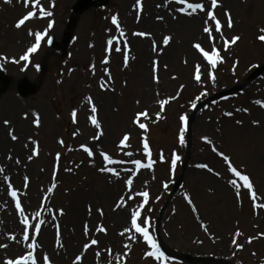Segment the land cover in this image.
Wrapping results in <instances>:
<instances>
[{
  "label": "rangeland",
  "instance_id": "obj_1",
  "mask_svg": "<svg viewBox=\"0 0 264 264\" xmlns=\"http://www.w3.org/2000/svg\"><path fill=\"white\" fill-rule=\"evenodd\" d=\"M76 1L39 0L37 4L31 0L26 6L24 0H0V70L15 82L24 78L30 83L38 81V89L27 98H21L15 86L5 89L0 97V244L6 245L0 247V264L26 254L31 242L23 240L22 218L8 194L9 185L29 220V234L35 233L36 223L44 221L36 236L38 264H43L45 255L50 264H186L164 254L163 259L147 257L145 252L151 249L139 234L120 235L129 226L130 209L143 201L136 193L145 191L149 198L141 215L148 218L149 234L158 248L157 240L168 253L228 264H264V73L240 93L201 108L188 130L196 104L244 83L251 72L264 65V42L258 39L264 34L260 32L264 0H218L214 10L210 0H185V4H203L221 21L223 37L209 22L211 40L203 32L206 12L186 15L177 9L191 10L175 0H141L142 9L136 0H108L104 8H92L80 16L63 55L56 50L48 56V38L61 40ZM40 7L52 15L41 17ZM28 11L36 15L16 28ZM226 11L232 28L227 26ZM114 15L119 28L112 24ZM30 31L47 35L25 61L20 57L35 42ZM135 32L145 35H133ZM164 36L171 37L167 46L163 45ZM233 36L240 40L225 51L224 41ZM109 39L113 46L106 50ZM194 44L205 51L215 47L223 62L212 69ZM106 58L109 63H102ZM44 63L46 71L39 79ZM197 66L200 82L194 79ZM88 98L97 108L99 129L89 119L93 114ZM160 100L168 101L163 111ZM73 110L76 123L70 115ZM142 111L148 112L149 118L139 121L147 125V132L133 123ZM37 115L39 126L34 123ZM181 116L187 117L186 125ZM5 120L10 123L5 125ZM181 127H185L183 144L179 142ZM10 131L16 140L11 139ZM100 133L98 140L93 139ZM125 134L130 137L127 146L118 147ZM145 138L153 164L136 170L132 159L148 163L142 147ZM81 145L92 149L93 157H88ZM33 149L38 155L29 160ZM101 150L121 161L107 165L120 173L119 178L98 171L105 166ZM127 152L133 155H125ZM173 152L180 157L175 168L171 167ZM187 153L186 175L156 224ZM221 153L250 177L252 192L228 171ZM202 164L207 167H197ZM129 178L133 181L131 191L124 183ZM233 179H237L239 191L230 183ZM52 185L55 187L48 193ZM130 195L132 200L127 199ZM121 197L125 207H117ZM98 226L105 227L106 234L98 232ZM92 239L98 243L92 245ZM85 243L90 245L87 250Z\"/></svg>",
  "mask_w": 264,
  "mask_h": 264
},
{
  "label": "snow or ice",
  "instance_id": "obj_2",
  "mask_svg": "<svg viewBox=\"0 0 264 264\" xmlns=\"http://www.w3.org/2000/svg\"><path fill=\"white\" fill-rule=\"evenodd\" d=\"M8 2H10V0H5V3H8ZM29 2H31V0H24V3L26 4V6H27V4ZM169 2H171V0H169ZM175 2L178 3V4H185V0H175ZM36 3L38 4L39 0H36ZM136 3H137V6L142 9L141 0H136ZM210 4H211V9L214 10V9H216L218 7V0H210ZM185 6H186L187 9H190L191 12H185L184 8L177 9V11L184 12L186 15H191L192 13L197 12V10H199L200 12H206L207 20L204 21L203 32L208 34L210 40L212 39L213 29L209 27V22H213L214 23V31L216 33H220L221 36L223 37L221 21L219 19H217L216 15L214 14V11L206 10L205 6L203 4H201V3H186ZM39 14H40L41 17H49V16L52 15V12L46 11L43 7H40L39 8ZM35 15L36 14L34 12L28 11L26 15H24L22 18H20L16 22L15 27L19 29L22 25L25 24L26 21H28L29 19L33 18ZM224 15L227 17V26H228V28H232L233 27V21H232L230 13H228L226 11L224 13ZM137 18L139 19V15H138ZM157 19H162V17H157ZM111 21H112L113 25H117V28H119L117 16H115V15L112 16ZM52 26H53L52 22L49 21L48 29H51ZM260 32L264 33V28H261ZM123 34L124 33L121 31V35H123ZM29 35H34L35 42L32 43L27 48L25 54L20 57L21 60H25V61H27L29 59L30 54L35 53L38 50V48L40 47L41 41L44 39V37L47 35V33L46 32L41 33L39 31L36 32V33H32L30 31ZM133 35L143 36V35H145V33L135 32V33H133ZM258 39L260 41L264 42V34L258 36ZM239 40H240L239 36H233L230 41L225 40L224 41L225 51L228 50L230 45H235ZM170 41H171V37L170 36H164L163 37V45L164 46H167L170 43ZM48 42L51 43V38L50 37L48 38ZM107 45H108V49H106V50H110L112 48V46H113V40L109 39L107 41ZM193 47L198 52H200L202 54V56L207 61L208 65L211 66L212 69H215L218 63H222L223 62L222 58L220 56V53L216 50L215 47L211 48L210 51H205L203 48H201L200 44H194ZM155 48H156V45H155V42H154L153 43V50H155ZM115 51L119 52V51H121V49L120 48H115ZM124 61H125V67H127V62H128L127 54H125V56H124ZM13 62H16V61H13ZM102 63L107 64V63H109V61L106 58V59H104L102 61ZM155 71H156V67H155V62H154L153 72L155 73ZM105 74L106 75L108 74L107 70H105ZM209 77L213 81L215 80V77H214V75H212L211 72H209ZM154 79H155V77H154ZM194 79L197 82H200L201 77H200V68H199V66L196 67V72H195ZM101 87L103 88L104 85L101 84ZM88 103L92 104L91 112H92L93 115H91L89 117V119L91 121V124L94 125L97 129H99L100 128V124H99V122L97 120V117L95 115L96 112H97V108L93 104L91 98H88ZM137 103H139V102H137ZM167 103H168L167 100H160L159 101V105H160L161 111L164 110V106ZM261 106L264 107V105H261ZM34 115H36V114L34 113ZM70 115H71V118H72V122L76 123L77 112L75 110H73L70 113ZM141 117H143L144 119H148L149 118L148 117V112L147 111H142V112L137 113L135 118L133 119V123L137 124L140 129H143L145 132H147L148 131L147 125L144 124V123L139 122ZM157 118H159V113H157ZM180 120H181L183 125L187 124V117L186 116H181ZM9 123L10 122L7 121V120L4 121L5 125H8ZM34 123L37 126H39V117H38V115H37V118L34 121ZM184 131H185V127H181L180 128V135H179L180 144L184 143V135H183ZM9 135L11 136L12 140H16L18 138L16 135L12 134L11 131H10ZM100 135H102V133L98 134L97 136H94L93 139L98 140ZM129 138H130L129 135L125 134L123 136V139L120 140L118 147L123 148V147L127 146L126 142L129 140ZM60 143L63 144V141H60ZM142 147H143V150H144V155L146 157H148V163L144 164L139 159H132L130 162L135 166L136 170H139V169H142V168H151L152 164H153V161L151 159V151H150V148H149V143L147 142L146 138L142 141ZM81 148L83 149V151L85 153H87L88 157H93L94 152H93L92 149H90L89 147H87L85 145H81ZM214 151H215V149H214ZM36 155H38V152L35 149H33L32 152H31V155L28 157V159L31 160L32 157H34ZM125 155L131 157L133 155V153L132 152H127V153H125ZM220 155L223 156V159H224L225 163H227L228 171L234 177H236L239 181L242 182V186L245 189H248L249 192H252L253 185L251 183L250 177L247 174H242L241 170H238L237 168L233 167L231 162H230L229 157L223 155L222 153ZM100 156L103 158L105 166L99 168L98 171L111 173V175L113 177L119 178L120 173L116 169H114L112 167H108L107 165L118 164V163H121V161L113 160L108 154H106L102 150L100 151ZM59 158L60 157H59V153H58L57 156H56V159L59 160ZM179 159H180V157L175 152H173L172 153V157H171V167L172 168H175V166L177 164V161ZM17 163H19V161H17ZM197 167L204 168V167H207V166L202 164V165H197ZM2 171H3V169H0V172H2ZM5 179L7 180L8 178L5 177ZM237 179L231 180L230 183L232 184L233 187L237 188V191H239L240 185L237 183ZM124 183H125V186L127 187V189L129 191H131V186H132V183H133L132 179L129 178V179L125 180ZM24 186L25 187L28 186V178L27 177L24 178ZM164 186L167 187V185H164ZM54 187H55V185H52L51 187H49L47 189V192L48 193H52ZM8 194L12 197L13 201H15V208H16L17 212L19 213L20 217L22 218L20 220V223L23 225V229H22V231H23V240L24 241L31 240V242L27 244V248L29 249V251L26 254H20L16 258L6 260L5 264H38V257L36 255H34V251L38 247V245L36 243V236L39 234L41 224H43L44 221L40 220L38 223H36L34 225L35 233L30 235L29 234V220H28L27 217H25L24 209H23V207L21 205V201L17 198V192L12 190L11 185H9ZM136 195L141 196L143 198V201L139 205H137L135 208H131L130 209L129 226L125 227L123 229V231L120 233V235L124 236L125 233H129V232H134L136 234H139V236L143 238V240L146 243V245L148 246V248L151 249V251H146L145 252V256H147V257H155L156 259H163V253H161L159 251V248L157 247L156 242L154 241L152 236L149 234V228H148L149 220H148L147 217H142V215H141L142 210L144 209L145 205L148 203L149 193L145 191V192L136 193ZM127 199L128 200H132L133 197L130 195V196L127 197ZM186 199H188V198L186 197ZM253 199H255V193H253ZM125 206H126V201H125L124 197H121L120 201L117 203V207H125ZM89 211H91V209H89ZM100 214L103 215L102 211L100 212ZM60 215H63V211L62 210L60 212ZM35 216L39 217L40 213L39 212L35 213ZM84 229H85V235H88V226L85 225ZM96 230L98 232L106 234V228L103 227V226H98ZM236 235H240V233L237 232ZM57 238H58V242H59V232H57ZM128 238L130 240L133 239L132 236H129ZM12 239H15V238L12 237ZM248 242L251 243V239H249ZM97 243H98V241L96 239H92L91 240V244L92 245H95ZM233 243L235 244L236 241L233 240ZM89 246L90 245L88 243H85L83 245L85 250H87L89 248ZM0 247H6V245L0 244ZM124 247L128 248L129 245L125 244ZM237 248H242V245L237 244ZM99 255H100V253H97V256H99ZM76 260L79 261L80 260V256H77ZM43 264H50L49 258L46 255L43 257Z\"/></svg>",
  "mask_w": 264,
  "mask_h": 264
},
{
  "label": "water",
  "instance_id": "obj_3",
  "mask_svg": "<svg viewBox=\"0 0 264 264\" xmlns=\"http://www.w3.org/2000/svg\"><path fill=\"white\" fill-rule=\"evenodd\" d=\"M107 3V0H78V2L74 5L72 11H73V16L71 18V20L69 21L68 25H67V32L62 40V43L61 44H58L56 42H52L51 43V49H55L59 46H61L63 49H66L70 42H71V37H72V30L77 22V19L78 17L85 11L87 10L88 8H91L93 6H99V7H103L104 5H106ZM264 71V67L257 70L255 73H253L247 80V84H250L255 78H257L260 73H262ZM10 81L7 80L2 74H0V95L2 94L4 88H6L8 85H10ZM36 87L37 85H32V86H29L28 82L26 80H22L21 82L18 83L17 85V89H18V92L20 93V95L22 97H26L28 96L29 94H32L34 93V91L36 90ZM242 89V86L240 87H236V88H233L229 91H226V92H222V93H219L217 95H214L212 98L210 99H207L205 102L199 104L196 108L199 109L201 106L205 105V104H208L218 98H221V97H224L232 92H236V91H240ZM192 122V118L190 120V123ZM185 166L183 168V172L180 176V178L178 179L177 183L175 184L174 186V189L171 193V196L169 198V200L172 198V196L177 192L178 190V186L182 180V177L185 173ZM168 205V202L165 204L163 210H162V213L160 215V217L162 216V214L164 213L166 207ZM178 259H181V260H185L189 263H199L201 261H204L203 259H198V258H193V257H189V256H185V255H177L176 256ZM221 263V262H219Z\"/></svg>",
  "mask_w": 264,
  "mask_h": 264
},
{
  "label": "bare ground",
  "instance_id": "obj_4",
  "mask_svg": "<svg viewBox=\"0 0 264 264\" xmlns=\"http://www.w3.org/2000/svg\"><path fill=\"white\" fill-rule=\"evenodd\" d=\"M6 167H8V164L6 165Z\"/></svg>",
  "mask_w": 264,
  "mask_h": 264
}]
</instances>
